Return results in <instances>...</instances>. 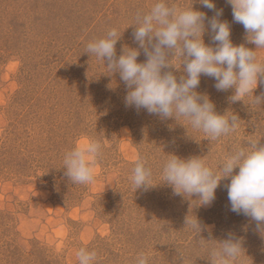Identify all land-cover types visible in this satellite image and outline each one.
I'll list each match as a JSON object with an SVG mask.
<instances>
[{
  "label": "rangeland",
  "instance_id": "374dc122",
  "mask_svg": "<svg viewBox=\"0 0 264 264\" xmlns=\"http://www.w3.org/2000/svg\"><path fill=\"white\" fill-rule=\"evenodd\" d=\"M154 2L0 0V264H78L81 247L96 252L95 264H137L141 253L148 264H210V249L229 231L242 238L237 264H264L256 222L230 210L229 179L221 180L207 206L161 183L171 154L202 156L219 171L223 157L249 138L264 144V101L253 103L250 93L244 102H232L233 89L217 91L215 81L202 75L197 91L208 94L218 112L240 117L234 133L210 141L184 118L163 120L126 106L128 89L119 73L85 52L112 27L121 35L117 56L124 46L139 47L133 24ZM191 2L169 0L177 6ZM215 2L233 43H246L231 5ZM194 7L214 15L199 3ZM204 40L214 44L207 31ZM257 54L264 61V49ZM145 60L141 49L138 61ZM172 63L181 66L179 57ZM174 71L177 78L183 74L182 67ZM262 93L264 82L254 90ZM88 139L103 145L95 178L74 184L65 175L64 154ZM14 150L27 154L25 160ZM140 158L152 170L151 183L158 184L148 190H135L130 180ZM195 215L201 233L185 225L186 216Z\"/></svg>",
  "mask_w": 264,
  "mask_h": 264
},
{
  "label": "clouds",
  "instance_id": "9594fccd",
  "mask_svg": "<svg viewBox=\"0 0 264 264\" xmlns=\"http://www.w3.org/2000/svg\"><path fill=\"white\" fill-rule=\"evenodd\" d=\"M199 3L211 10L208 17L194 7ZM231 5L233 21L245 29L246 43L235 44L231 39L228 21L220 19L222 9L215 0H192L190 6L170 4L169 0H155L150 9L138 13L133 40L139 47H123L119 56L116 44L121 35L116 27L90 41L89 55L102 60L111 74L119 73L128 91L126 106L144 109L163 120L184 118L194 130L202 131L210 141L234 133L240 117L235 112L220 113L209 95L197 91L201 76L215 81L217 91L233 89L232 102L243 101L253 94V103L264 101V93L254 90L264 82V61L257 54L264 49V0H226ZM214 44L205 43V32ZM252 44L255 47H248ZM143 49L146 60L138 61ZM179 57L181 66L172 63ZM183 68L177 78L174 70ZM103 145L95 139L79 142L66 151L63 159L65 175L74 184H89L95 178V164ZM163 181L172 187L175 195L196 197L198 206L210 205L215 199L221 180L227 184L230 210L256 222L264 237V144L249 138L244 146L235 147L223 157L219 171L208 166L202 156L187 158L171 154L163 164ZM152 170L143 158L137 159L130 180L135 190H148L158 184L151 183ZM160 184V183H159ZM185 225L201 233L203 225L198 217L185 218ZM218 246L210 249V264H237L242 256V238L229 231ZM78 264H95L97 254L85 247L76 253ZM137 264H148V256L141 253Z\"/></svg>",
  "mask_w": 264,
  "mask_h": 264
},
{
  "label": "trees",
  "instance_id": "16d2710c",
  "mask_svg": "<svg viewBox=\"0 0 264 264\" xmlns=\"http://www.w3.org/2000/svg\"><path fill=\"white\" fill-rule=\"evenodd\" d=\"M41 95V93H39L38 92V95ZM28 142H30V140L28 141ZM32 151V150H31ZM13 153H14V155H16L17 157H19V159L20 160H25V156H27V154H25V156H21V155H24V153H22L20 150H14L13 151ZM22 157V158H21ZM115 200L117 199L118 200V197H116L115 196V198H114ZM115 200H113V201H115ZM113 203H115V202H113ZM112 202H111V204H113ZM42 263H45V264H52L53 263V260H43V262Z\"/></svg>",
  "mask_w": 264,
  "mask_h": 264
}]
</instances>
